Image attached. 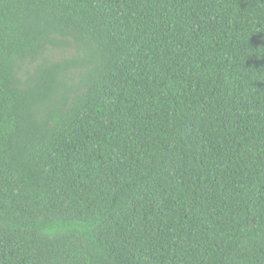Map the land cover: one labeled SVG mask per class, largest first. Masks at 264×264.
<instances>
[{
  "label": "trees",
  "instance_id": "1",
  "mask_svg": "<svg viewBox=\"0 0 264 264\" xmlns=\"http://www.w3.org/2000/svg\"><path fill=\"white\" fill-rule=\"evenodd\" d=\"M0 264H264V0H0Z\"/></svg>",
  "mask_w": 264,
  "mask_h": 264
}]
</instances>
